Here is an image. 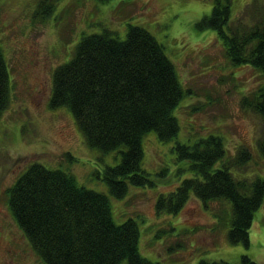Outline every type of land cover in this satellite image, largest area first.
Returning a JSON list of instances; mask_svg holds the SVG:
<instances>
[{
	"label": "rangeland",
	"instance_id": "374dc122",
	"mask_svg": "<svg viewBox=\"0 0 264 264\" xmlns=\"http://www.w3.org/2000/svg\"><path fill=\"white\" fill-rule=\"evenodd\" d=\"M39 0H0V47L9 73L10 104L0 118V264H44L17 226L8 208L7 189L33 163L70 172L77 182L104 193L116 223L127 218L139 228V252L161 264H198L224 260L237 264L248 255L264 264V200L249 229V244H231L225 227H215L214 213L226 203L192 197L178 214L157 213L160 195L174 191L188 172L176 157V142L192 144L220 137L224 155L215 167L231 161L239 148L250 159L230 166L235 178L264 177V155L257 146L264 120L241 106L240 99L263 80L250 66L226 58L215 31L196 32L194 23L208 15L212 0H60L45 19L34 17ZM249 0H232V16L247 19ZM129 24L146 28L164 46L185 95L175 108L177 136L160 141L155 131L142 139L141 169L151 183L128 185L110 195L103 180L120 153L89 148L67 108L48 106L55 68L68 61L81 36L103 27L124 38ZM232 77V78H231ZM124 264V263H122Z\"/></svg>",
	"mask_w": 264,
	"mask_h": 264
},
{
	"label": "trees",
	"instance_id": "16d2710c",
	"mask_svg": "<svg viewBox=\"0 0 264 264\" xmlns=\"http://www.w3.org/2000/svg\"><path fill=\"white\" fill-rule=\"evenodd\" d=\"M59 1L39 0L34 17H49ZM243 7L248 20L232 16V0H212L210 13L193 27L199 33L215 31L231 64L262 75L240 103L264 120V0H249ZM189 92L164 46L143 26L129 24L124 38L107 27L81 36L70 59L53 72L48 106L70 111L89 148L120 153V161L107 166L102 178L110 195L121 198L129 184L151 183L140 166L142 139L149 131L160 141L175 138L174 111ZM9 104V73L0 47V118ZM257 146L264 155V128ZM174 150L185 162L179 172L192 175L160 195L155 211L178 214L191 195L204 204L226 203L228 211L214 213L215 227L227 229L229 243L248 246L249 229L264 200V177L235 178L229 171L249 161L248 149L239 148L222 167H215L224 155L220 137L176 142ZM7 193L11 215L44 264H161L139 252L136 220L116 223L108 196L79 184L68 171L33 162ZM198 264L233 263L203 259ZM237 264L259 263L242 255Z\"/></svg>",
	"mask_w": 264,
	"mask_h": 264
}]
</instances>
